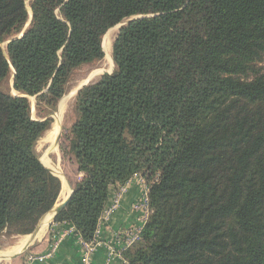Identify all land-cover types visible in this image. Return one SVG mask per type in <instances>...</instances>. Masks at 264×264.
Masks as SVG:
<instances>
[{"label":"trees","instance_id":"trees-1","mask_svg":"<svg viewBox=\"0 0 264 264\" xmlns=\"http://www.w3.org/2000/svg\"><path fill=\"white\" fill-rule=\"evenodd\" d=\"M30 8L0 0V236L31 235L56 206L62 181L36 146L74 73L102 61L104 37L127 22L112 74L77 94L60 151L82 176L54 222L91 242L110 188L140 176L150 216L127 264H264V0ZM12 74L17 95L2 88Z\"/></svg>","mask_w":264,"mask_h":264},{"label":"crops","instance_id":"crops-1","mask_svg":"<svg viewBox=\"0 0 264 264\" xmlns=\"http://www.w3.org/2000/svg\"><path fill=\"white\" fill-rule=\"evenodd\" d=\"M58 131L56 132V135L59 133ZM55 145L56 142L47 149L43 161L47 163L51 162L50 165L54 166L55 168L58 166V169L61 170L63 158L60 151V144L59 146L56 145L59 149V155L54 151ZM52 154L55 155H53L55 159L52 157ZM43 161L41 160L42 164ZM59 163L60 166L58 165ZM68 186L69 188L70 186L73 188V185L70 183H68ZM62 190H65V187H63ZM63 192L64 191H62V193ZM118 192L119 186L116 185L110 188V198L107 206L111 204V201L115 198ZM70 193L71 189L68 195ZM64 194L66 193L64 192ZM141 196L142 190L140 186L136 183H133L124 194L118 210L114 214L108 216L106 220H104V223L101 227V238L99 239L100 243L96 247L92 256V264H127L122 256V249L127 239L125 233L131 232L132 229L140 226L139 216L134 211L133 207L134 204L141 198ZM64 200L66 199L63 198L62 202ZM41 223L34 231V233L36 232V236L32 240L31 236L34 233L28 236H19L13 244L0 251V264H83V252L79 245L78 238L67 233L69 228L66 226V224L55 223L53 220V215L52 219L51 216H48L46 221H44L42 224ZM44 223H46V229L42 228ZM41 231H43L42 235H40ZM62 235L65 237L61 241L57 253L52 258L45 261H40L37 259L43 255H46L54 241ZM18 246H22L19 251L15 249ZM112 249H115L117 253L111 255Z\"/></svg>","mask_w":264,"mask_h":264},{"label":"rangeland","instance_id":"rangeland-1","mask_svg":"<svg viewBox=\"0 0 264 264\" xmlns=\"http://www.w3.org/2000/svg\"><path fill=\"white\" fill-rule=\"evenodd\" d=\"M31 1L32 0H27V7H28L29 12H31V8H30ZM125 23L126 22H123V23L119 24L118 26L112 28L113 31L110 33V35L108 37V40H106V36L108 34L103 39V47L105 45V49L104 50H106V42L110 46L109 50H110V55H111L112 61H113V68H111V64L106 60L107 58H106V52H105V56H104V59L102 61L96 62V63L91 64V65H87V66H84V67L78 69L74 73L73 77L71 78V80H70V82L68 84V89H67V92H66L64 98L69 96V95H72V97L69 98V100L64 105L62 131H61L60 143H59L60 145H61V143H64V144L66 143L67 136L64 135V133L65 134L66 133L69 134L70 130L72 129V126L74 125V123H75V121L77 119V114H76V98H77V94H76V91L79 88V86L82 85V82H84V81L88 80L89 78H91L92 76L98 74L102 69L105 70L103 72L104 74H105V72H109L110 69H112L110 72L114 71L115 64H114V60H113V47H114L115 40H116V38H117V36L119 34V31H120L119 26L122 25V24H125ZM7 43H8V41H6L3 44V46H2L5 53L7 52ZM257 68H258L260 73L264 74V61L259 63ZM103 73L99 74L92 81H90V84L97 82L102 77V75H104ZM11 76L4 83L2 88H3V90L5 92L11 93L13 95H17V92L13 90V74ZM30 102H31V109H32V111H31L32 118L34 120L41 119L39 117V115H38L37 110H36V98L35 97L30 98ZM67 103H68V105H67ZM61 104H62V102H61ZM57 110H58V107H57ZM57 110H56V112H57ZM56 112H54L52 115H54ZM52 115H50L49 118H51ZM53 125H54V121H53L51 129L49 131H47L43 135V137L39 140V142H38V144L36 146L37 154L40 157V160H42V161L44 160V157H45L47 149L50 148V146H51V143H49L47 141V136H48L49 132L53 129ZM64 129L67 132H64ZM41 143H43V144H41ZM54 151L58 155L60 154L59 153V149H57L56 147H54ZM53 155L54 154H52V157H53ZM62 161H63L62 162V166H61L62 168L61 167L60 168L62 170L63 175L68 180V183L72 184V182H77L81 178L82 175L78 174L77 165H76L75 161L72 160V159H69V158L66 159L65 161L64 160H62ZM58 165L60 166V163ZM56 167L58 168V166H56ZM62 188H63V182H62ZM62 191H64V190L61 189L60 196H59L58 202H57L55 207H57L62 202V200L64 198ZM51 213H52V210L48 214H51ZM48 214H46V215H48ZM149 216H150V210H149L148 220H149ZM43 218L41 219V221L43 220ZM41 221L39 222V224L41 223ZM143 227H145V226H143ZM17 237H19V236H13V237H10V238L6 237V236H0V251L6 249L8 246L13 244L16 241Z\"/></svg>","mask_w":264,"mask_h":264},{"label":"built area","instance_id":"built-area-1","mask_svg":"<svg viewBox=\"0 0 264 264\" xmlns=\"http://www.w3.org/2000/svg\"><path fill=\"white\" fill-rule=\"evenodd\" d=\"M133 183L138 184L142 190L141 198L134 204V207H133L134 211L139 216L140 226L132 229L131 232L125 233L127 239H126L125 245L122 249V253L124 251H126L127 249H129L133 244H135L137 241H139L141 239L140 237H141V233H142L143 228H144L143 226H145V224L147 223L148 215H149V198H148L149 186L142 177L134 176L125 185L119 186L118 194L111 201V204L106 207V210H105V212L101 218L99 228L95 233L94 239L91 242H85L80 237H78V242H79V245H80L82 252H83V259H82L83 264H92V256L95 252L96 247L100 243L99 239L101 238V227H102V224L104 223V220H106V218L108 216L114 214L118 210L124 194L127 192V189ZM67 233L70 235H73L74 230L69 229V230H67ZM64 237H65L64 235L58 237L54 241L49 252L46 255H43L37 259H39L40 261H45L47 259L52 258L57 253V251L60 247L61 241L63 240ZM116 253L117 252L115 251V249H112L111 255H114Z\"/></svg>","mask_w":264,"mask_h":264},{"label":"bare ground","instance_id":"bare-ground-1","mask_svg":"<svg viewBox=\"0 0 264 264\" xmlns=\"http://www.w3.org/2000/svg\"><path fill=\"white\" fill-rule=\"evenodd\" d=\"M30 14H31V12H30ZM118 30V29H117ZM113 31V29L108 33V35L106 36V40H108V37H109V35H110V33ZM113 45V44H112ZM110 46L107 44V42H106V60L111 64V68H113V61H112V57H111V55H110ZM106 64V63H105ZM108 70V69H107ZM112 69H110V71H111ZM105 70H101L98 74H96V75H94V76H92L91 78H89L88 80H86V81H84V82H82V84H85V83H87L88 81H92L96 76H98L99 74H101V73H103ZM109 71V72H110ZM75 91V90H74ZM72 97V95H69V96H67V97H65L64 98V100L62 101V104L60 105V107H61V109H60V113L56 116V120H55V124H54V126H53V129L49 132V134H48V136H47V141L49 142V143H51V145L52 144H54L56 141V139L57 138H55V136L56 137H58V133H57V135H56V132L58 131V130H61V125H62V121H63V110H64V105L66 104V102L69 100V98H71ZM73 100V99H72ZM67 105H68V103H67ZM66 108V107H65ZM58 132H60V131H58ZM43 142V141H42ZM41 144H43V143H41ZM54 147H56L57 149H58V147L55 145ZM44 163H45V167L46 168H49V169H52V170H54V171H56L57 173H59L60 174V177L61 178H59L63 183H64V185H63V187H65V190H64V192L67 194H64V192H63V196H64V199H66L67 197H68V193L70 192V188H69V186H68V180L65 178V176L63 175V173L61 172V170L60 169H58V168H55L54 166H52V165H50L51 164V162H49L48 164H47V162H45V161H43ZM48 165V166H47ZM49 216H51V219H52V214L51 215H49ZM45 219V218H44ZM43 219V220H44ZM46 221V220H45ZM42 224V223H41ZM45 226H46V223H44V225L42 226V228H45ZM47 228V227H46ZM45 228V229H46ZM44 229V230H45ZM42 233H43V231H41V233H40V235H42ZM27 243V242H26ZM17 246V245H16ZM23 246V245H22ZM22 246H18V247H16L15 249L16 250H20L21 248H22ZM4 254V253H3Z\"/></svg>","mask_w":264,"mask_h":264},{"label":"water","instance_id":"water-1","mask_svg":"<svg viewBox=\"0 0 264 264\" xmlns=\"http://www.w3.org/2000/svg\"><path fill=\"white\" fill-rule=\"evenodd\" d=\"M31 20H32V16H31ZM31 20H30V23H31ZM131 21V20H130ZM29 23V24H30ZM28 24V25H29ZM125 24H127V22L125 23ZM125 24H122V25H120L119 26V29H121ZM28 25L26 26V28L28 27ZM25 28V29H26ZM25 31V30H24ZM22 35H23V33L19 36V38H21L22 37ZM104 50V49H103ZM113 72V71H112ZM112 72H105V74H112ZM104 74V73H103ZM88 85H90V81H88L87 83H85V84H82V85H80L79 86V88L77 89V91H76V94H78V92L79 91H81L84 87H87ZM64 100V97L61 99V101L59 102V104H58V110H57V112L54 114V115H52L51 116V118L54 120V122H55V120H56V116L60 113V109H61V107H60V103L62 102ZM62 130V129H61ZM61 130H60V132H59V135H58V137H57V139H56V145H58L59 146V143H60V136H61ZM41 161V160H40ZM42 163V162H41ZM44 166V165H43ZM45 167V166H44ZM46 168V167H45ZM49 172H51L53 175H55L56 177H58V178H61L60 177V174L59 173H57L56 171H54V170H52V169H49V168H46ZM70 189H71V193L68 195V197L66 198V200H64L61 204H59L57 207H55V208H53L52 209V215H53V220L56 218V216L57 215H59L62 211H63V209L67 206V204L69 203V201H70V199H71V196H72V194L74 193V189L72 188V186H70ZM36 236V232L34 233V234H32V236H31V240L34 238ZM6 258V257H5ZM8 258H10V257H8Z\"/></svg>","mask_w":264,"mask_h":264}]
</instances>
